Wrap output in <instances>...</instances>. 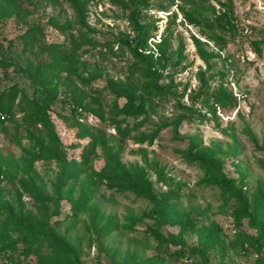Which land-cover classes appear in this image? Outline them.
<instances>
[{
  "label": "rangeland",
  "instance_id": "rangeland-1",
  "mask_svg": "<svg viewBox=\"0 0 264 264\" xmlns=\"http://www.w3.org/2000/svg\"><path fill=\"white\" fill-rule=\"evenodd\" d=\"M83 1V11L78 12L71 0H17L21 18L6 20L0 27L5 38L0 42V58L11 63L10 67H0L4 110L11 102L10 112L1 110L0 114V120L5 117L0 126V159L7 160L3 164L7 175L0 181V202L21 212L23 220L26 213L36 216L33 199L18 186L21 178L34 177L42 195L56 200L45 202L47 213L57 220L56 233L75 248L83 264H124L121 260L127 253H135L137 264H200L198 258L192 263L175 260L166 250L194 248L195 230L200 228L217 233L228 243L235 224L233 204L216 188L201 184L202 170L185 160L190 147L207 148L223 163L228 177L241 180L240 172L244 174L240 182L249 199L264 193V0H204L196 24L183 18L177 1L146 0L149 7L138 10L135 19L150 31L149 48L164 39L167 53L156 66L162 91L157 97H145L143 115L119 117L113 115L112 108L126 101L103 88L109 81L120 84L129 79L141 94L140 77L130 73L133 59L123 43L127 41L131 48L135 45L128 19L135 6L131 0ZM226 4L229 12L223 7ZM160 7L166 9L161 11ZM33 30L37 40L24 42L22 37ZM214 34L223 44L207 38ZM71 35L96 44L73 45ZM154 57H158L155 51ZM63 58L67 62L58 70L45 66ZM36 71L51 81L55 93L47 112L51 131L63 148L61 162L30 163L38 144L28 137L23 117L28 107L25 98H40L32 82ZM220 86L230 94L235 107L218 106L213 115L204 103ZM77 104L80 107L72 108ZM137 122L142 124L135 127ZM116 126L132 130L123 139ZM30 132L36 137L43 134L40 126L30 127ZM94 139L98 143L89 162L94 170H100L108 157L114 158L134 174H144L154 197L166 198L172 213L190 214L194 227L184 231L179 245L168 242L161 247L152 238L151 232L167 237L180 228L163 224L154 214L155 205L103 184L92 187L87 210L75 211L74 202L87 179L77 165L82 148ZM24 158L29 166H24ZM92 205L98 206L103 219L92 221ZM260 210L264 213V201ZM103 224L114 229L99 237L97 231ZM238 228L256 235L246 219ZM208 256L209 264H260L264 249L259 254L214 251ZM18 259L36 263L32 255H19ZM0 264H4L1 258Z\"/></svg>",
  "mask_w": 264,
  "mask_h": 264
},
{
  "label": "trees",
  "instance_id": "trees-1",
  "mask_svg": "<svg viewBox=\"0 0 264 264\" xmlns=\"http://www.w3.org/2000/svg\"><path fill=\"white\" fill-rule=\"evenodd\" d=\"M177 1V8L190 24H196L197 20L201 17L203 10L204 0H170V4H174ZM72 5L78 12L83 11L85 2L83 0H71ZM132 5L135 8L128 14L129 23L132 26V30L135 33V45L131 48L128 42H123L125 48L129 50V53L133 59L132 64L129 66L130 73H136L140 77L139 89L141 94H138V88L127 79L124 83L115 84L109 81L103 88L112 93L116 98H124L126 101L121 106H113L112 113L115 117L120 115H143V107L146 103L145 97H157L161 94L162 88L158 82L160 74L158 73L157 64H160L161 60L165 59L167 50L163 40H160L153 48H149L147 41L150 37V31L146 26L142 27L138 24L136 15L138 10L147 9L149 6L146 0H131ZM226 7V11L229 12V6ZM161 11L166 8L160 7ZM159 10V11H160ZM22 8L18 6L17 0H0V27L6 20L11 18H21ZM226 19L228 14L224 13ZM36 31H28L22 39L24 42L36 41ZM40 33V32H38ZM209 40L215 43L223 44L222 39L215 34L213 36L208 35ZM5 38L0 34V42ZM71 43L73 45H95L89 38L78 35L75 37L71 35ZM2 44L0 43V55H2ZM50 47H57L50 46ZM197 52L201 58L205 59V53L196 45ZM154 51L157 52L158 57H154ZM65 58L61 60H52L45 66L51 69L58 70L61 63L66 64ZM11 63L4 61L0 58V67H10ZM44 66V65H41ZM35 78L32 79L34 85V91L39 93L37 100L25 101L28 105L27 113L25 112L23 120L26 125L27 135L30 139L35 140L38 144L37 151L32 152L33 160L40 161H63L60 153L63 151L61 144L57 141L55 134L51 131L48 109L55 100V93L51 89V81L43 76L41 72H35ZM83 84H87L86 80L81 81ZM13 88L11 89V91ZM95 91V90H94ZM34 92V93H35ZM96 95V94H95ZM3 98L0 97V114L2 111L9 113L11 110V102L7 103V107L3 108ZM138 101L137 105L133 101ZM204 105L207 107V112L215 114V108L226 106L235 107V103L232 102L230 94L220 86L218 91L214 92L210 98H207ZM74 107H80V104L73 105ZM2 110V111H1ZM193 116L194 118L199 117ZM5 117L0 120V126L3 125ZM142 123L137 122L135 127L140 126ZM40 126L43 130V134L34 136L30 132V127L37 129ZM177 126V123L174 124ZM136 129V128H135ZM132 128L116 126L117 135L125 139L129 136ZM247 135L253 140L251 133L247 131ZM254 141V140H253ZM46 142V143H45ZM97 140H91L87 143L81 151L80 161L78 162V172L85 173L87 176L86 182L81 186L79 198L74 202V209L77 212L87 210V203L93 198V188L95 185H105L109 189L118 191L120 194L130 193L138 198L144 199L149 203L156 206L154 214L159 218L163 224L178 225L179 232L177 234H168L167 237L162 236L160 233L154 231L151 232L152 238L157 245L165 247L168 242H172L174 245H179L182 241V235L186 229H192L194 227L190 214L187 212H181L174 214L171 212L167 199L162 197L156 199L151 192V182L145 177L144 174H134L129 169H126L120 162L114 158L108 157L104 166L96 171L90 165V157L94 152L97 145ZM185 160L188 163L195 164L200 167L203 172V178L200 183L206 187L216 188L221 197L230 201L233 204L232 218L235 224L234 234L232 239L225 243L217 233L206 229L200 228L195 230L196 232V246L190 250L184 248H178L169 252V255L175 260L181 259L187 263L195 262V258L199 259L200 264H209V253L218 251L226 253L232 251L239 254L247 253H263L264 249V213L260 210V205L264 201V193L256 194L255 198L249 199L245 192L242 190V182L244 174L240 172L241 180H234L227 176L224 172L223 163L214 156L207 148H197L192 145L190 149L184 155ZM28 159H23L24 166L27 165ZM3 164H7V160L0 159V181L2 177L7 175V170L3 169ZM235 166H238L237 163ZM6 167H9L8 165ZM239 170V169H238ZM240 171V170H239ZM67 177V176H65ZM59 186V184H57ZM19 188L30 196L34 203L33 206L36 210V216L26 213V220L21 218V212L15 211L13 207L7 202H0V258L4 264H30L19 262V255L28 257L30 255L35 257V264H83L78 258L75 248L71 247L68 242H65L55 231V224L57 220L54 219V215L47 213L45 202L48 200L55 203L54 199L45 198L40 188L36 185L34 177L29 176L26 179L21 178L18 181ZM18 193V191H16ZM91 219L96 222L103 219L104 216L100 209L96 205H92ZM59 215V214H58ZM57 215V216H58ZM246 219L247 224L255 231V236L241 231L238 225ZM93 225V224H92ZM129 227V226H128ZM113 227L107 224L97 231L99 237L108 235L113 231ZM131 230L132 228L129 227ZM136 255L127 253L125 260H121L124 264H137ZM260 264H264V259Z\"/></svg>",
  "mask_w": 264,
  "mask_h": 264
},
{
  "label": "built area",
  "instance_id": "built-area-1",
  "mask_svg": "<svg viewBox=\"0 0 264 264\" xmlns=\"http://www.w3.org/2000/svg\"><path fill=\"white\" fill-rule=\"evenodd\" d=\"M1 119H3V117L1 116Z\"/></svg>",
  "mask_w": 264,
  "mask_h": 264
}]
</instances>
